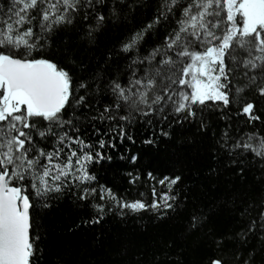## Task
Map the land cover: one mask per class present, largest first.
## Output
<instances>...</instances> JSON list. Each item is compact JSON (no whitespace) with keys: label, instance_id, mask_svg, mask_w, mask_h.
<instances>
[{"label":"snow or ice","instance_id":"snow-or-ice-1","mask_svg":"<svg viewBox=\"0 0 264 264\" xmlns=\"http://www.w3.org/2000/svg\"><path fill=\"white\" fill-rule=\"evenodd\" d=\"M142 4L0 0V264H36V209L69 192L95 212L85 223H99L114 210L121 216L125 210L153 211L163 218L179 209L183 200L173 190L179 175L159 179L168 191L157 194L153 187L149 204L124 199L90 171V165L111 159L97 145L108 147L113 133L134 142L129 126L158 128L170 138L174 124L207 132L214 115L244 116L216 138L215 152L241 172L246 163L264 166V132L256 124H264L257 114V100L264 99V0H158L153 19L109 49L102 63H78L70 47L56 58L52 49L61 33L93 45L98 34ZM159 26L162 41L145 48V37ZM242 218L228 264H255L251 241L258 240L264 252V198L244 208ZM207 219L202 207L193 206L188 229L201 230ZM216 244L221 247L223 239ZM171 247L154 253L151 264H180ZM210 264L226 261L216 257Z\"/></svg>","mask_w":264,"mask_h":264},{"label":"trees","instance_id":"trees-1","mask_svg":"<svg viewBox=\"0 0 264 264\" xmlns=\"http://www.w3.org/2000/svg\"><path fill=\"white\" fill-rule=\"evenodd\" d=\"M157 3L158 0H143L142 6L126 20L98 34L93 45L84 44L73 32H66L55 39L52 50L59 58L70 47L69 55L78 63H102V56L109 49L118 47L120 41L153 19ZM164 34L162 26L154 29L145 37L144 47L161 42ZM66 63L80 74L70 60ZM248 96L256 98L254 93ZM257 107V114L264 117V99L257 100ZM230 116L226 120L214 115L207 132L198 130L196 125L174 124L170 138L161 136L158 128L137 124L127 128L134 142L113 133L108 147L99 149L97 145V150L111 156L110 160L103 159L89 166L100 185L111 188L128 201L139 199L150 204L153 187L157 194L168 191L157 181L165 175H179L181 181L173 190L180 193L183 203L176 212H169L163 218L153 211L125 210L126 214L121 216L114 210L93 224L85 223L95 215L92 207L83 206L69 192L52 200L48 208L36 209L40 236L36 264H151L154 253L166 244L172 245L170 250L176 254L173 258L180 264H210V259L216 257L224 258L228 264L236 246L232 236L246 222L242 210L264 198V166L246 163L241 172L240 167L228 162L227 156H218L215 152V140L228 124L245 119ZM256 124L264 132V124L259 121ZM244 127L251 130V126ZM146 138L155 139L156 143L146 144ZM97 139L96 135L91 136L93 143ZM132 155L138 157L135 162L130 160ZM149 172L155 180L148 176ZM193 206L202 207L208 214L199 231L188 229ZM221 239L223 244L218 248L216 241ZM249 247L256 249L255 264H264L260 242L251 241Z\"/></svg>","mask_w":264,"mask_h":264}]
</instances>
